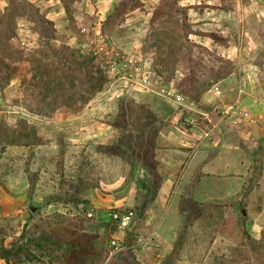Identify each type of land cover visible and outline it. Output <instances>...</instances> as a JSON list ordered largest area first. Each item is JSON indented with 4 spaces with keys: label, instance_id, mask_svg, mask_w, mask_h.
Returning a JSON list of instances; mask_svg holds the SVG:
<instances>
[{
    "label": "rangeland",
    "instance_id": "1",
    "mask_svg": "<svg viewBox=\"0 0 264 264\" xmlns=\"http://www.w3.org/2000/svg\"><path fill=\"white\" fill-rule=\"evenodd\" d=\"M179 5L0 0V264H264V219L258 218L264 124L248 126L246 140L236 130L231 137L228 130L204 136L222 100L235 99L242 77L244 92L264 95V31L251 21L253 35L231 60L184 36L183 19L190 30L195 25ZM216 86L222 99L203 97ZM177 94L194 99L212 122L202 115L197 124L185 123ZM222 137L253 162L250 179L236 186L254 195L238 196L231 207L194 193L220 187L202 164ZM199 150L208 156L188 169ZM175 200L179 219L162 220ZM109 208H133L135 223L118 232L101 218ZM246 219L260 243L247 238ZM221 226L230 238H222L214 259L193 258L192 235ZM150 232L166 246L138 260L130 246ZM113 234L124 235L121 246L112 244ZM174 237L179 250L169 249Z\"/></svg>",
    "mask_w": 264,
    "mask_h": 264
},
{
    "label": "crops",
    "instance_id": "2",
    "mask_svg": "<svg viewBox=\"0 0 264 264\" xmlns=\"http://www.w3.org/2000/svg\"><path fill=\"white\" fill-rule=\"evenodd\" d=\"M178 3L188 9L190 20L193 25H195V29L189 32L190 38L211 49L217 48L222 55L231 60L240 58L243 42L247 40L249 36L253 35V33L250 32V28H253L251 21H256L257 26H259L258 31H264V0H178ZM209 24L212 25L213 28L207 27ZM216 34L222 40H226V42H220L219 39L215 38ZM240 80L241 85L238 92L235 94V99L233 101L222 100L219 105L218 117L214 122H212V118L209 114L208 121L212 122L210 128L212 136L217 130H228L224 133L227 134V132H229L231 137V132L229 130H236L238 132L237 135L239 134L238 136L244 139L249 136L246 133L249 129L248 126L264 124V95L259 98L248 90L244 92V87L248 85V82L247 79L243 77ZM203 97L210 101L213 98L220 99L223 97V90L219 86H216L205 92ZM226 105H232V108L229 113H222L221 111ZM239 120L242 123H239ZM223 121L226 122L228 125L227 127L223 125ZM235 127H237V129H234ZM237 146L238 144H235L229 137L226 139L222 137L215 141L213 148L216 150L213 157L209 162H203L202 165H204L207 171H210V168L213 169L215 178L220 182V187L207 192L202 190L199 186L194 192L196 195L201 196L205 195V193L212 195L216 198L215 202L221 205V207L225 205L230 207L231 205L236 206L238 196L247 200L248 196L251 197L254 195L253 190L249 193L247 191L239 193L237 189L236 185H245V183H247L246 180L250 179L249 173L251 164L253 163L248 154L244 150L240 151ZM206 156H208L206 150L194 152L188 161V169L195 167L196 164L204 160ZM262 165L261 191L262 195H264V160L262 161ZM227 197H230V199L227 200ZM178 202L177 200L174 201V205H171V208L169 207V209L166 210V214L163 216L162 220L164 218L167 220L168 215L171 216L170 219L172 221L177 218L179 219ZM217 218L220 220V223L225 219L221 215H218ZM258 218L264 219V204L258 213ZM176 224L177 229L175 228L176 231L174 234L177 237L178 223ZM245 224L251 228H253L252 225H254V223L247 219L245 220ZM259 227L262 228L263 225L260 224ZM226 231L227 229L221 226L219 230L213 232V234L203 230L192 235L194 236L193 241L189 242V245L192 244L191 246H193L191 253L197 255L193 256V258L214 259V250L221 244L222 238H230ZM157 237L163 241L158 235ZM205 238L208 239L207 245H205ZM174 240L175 237L170 239L169 249L179 250ZM165 246L166 244L164 243V248ZM152 254L153 253L148 252L147 257L138 260H149Z\"/></svg>",
    "mask_w": 264,
    "mask_h": 264
},
{
    "label": "built area",
    "instance_id": "3",
    "mask_svg": "<svg viewBox=\"0 0 264 264\" xmlns=\"http://www.w3.org/2000/svg\"><path fill=\"white\" fill-rule=\"evenodd\" d=\"M176 100L181 106V115L185 123L197 124L202 115L204 118H209L210 113L200 110L194 99L188 98L183 94H177ZM231 108L232 105H226L221 112L229 113ZM204 136L208 138L212 137L211 129L206 130ZM86 214L88 216H93L95 213L92 209H87ZM101 218L104 222L112 225L118 232H124L135 223L136 211L133 208H109L102 213ZM112 236V244H116L118 247L125 241L124 235L118 236L113 234ZM163 247V241H161L154 232L138 236L135 243L130 246L132 253L137 259L147 257L148 252L159 253Z\"/></svg>",
    "mask_w": 264,
    "mask_h": 264
},
{
    "label": "trees",
    "instance_id": "4",
    "mask_svg": "<svg viewBox=\"0 0 264 264\" xmlns=\"http://www.w3.org/2000/svg\"><path fill=\"white\" fill-rule=\"evenodd\" d=\"M179 6H181V5H179ZM66 7H67V12H68L70 15L73 16V10H72L68 5H66ZM181 7H182V6H181ZM185 16H187V13H185ZM181 31H185V35H184V36L187 37V38H188L189 32L192 31V30L189 29L188 23H187V21L184 20V19H183V21H182V23H181ZM51 36L53 37V35H51ZM94 58H95V56L93 55V56L91 57V60H92V59L94 60ZM92 78H95V77L92 76ZM42 79H44V78H42ZM193 80H194V79H192V81H193ZM193 83H195V82H193ZM243 223H244V224H243V231L246 233L247 238H248L249 240L253 241V242L260 243V241L262 240V237L256 238V237H254L253 235L249 234L248 231H247V228H246V224H245V222H243Z\"/></svg>",
    "mask_w": 264,
    "mask_h": 264
},
{
    "label": "water",
    "instance_id": "5",
    "mask_svg": "<svg viewBox=\"0 0 264 264\" xmlns=\"http://www.w3.org/2000/svg\"><path fill=\"white\" fill-rule=\"evenodd\" d=\"M144 175H145V172L140 168V169L138 170L137 176H138V177H143ZM31 207H32L33 210L36 208V207L33 206V205H31ZM243 212H244V210H243Z\"/></svg>",
    "mask_w": 264,
    "mask_h": 264
}]
</instances>
